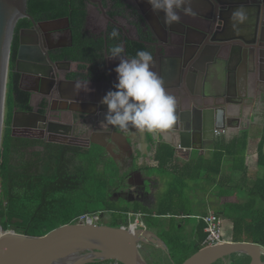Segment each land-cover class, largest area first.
<instances>
[{"label":"flooded vegetation","instance_id":"obj_1","mask_svg":"<svg viewBox=\"0 0 264 264\" xmlns=\"http://www.w3.org/2000/svg\"><path fill=\"white\" fill-rule=\"evenodd\" d=\"M200 1L205 5L199 6L198 0H186L184 7L189 8L191 11L185 14L181 10L180 22L168 25L164 22V14L162 12L154 13L146 0H85L87 11L85 32L91 39L90 42H93L96 46L95 50L91 51L90 49L87 51L89 54L86 55L89 60L86 66L87 75H84V70L81 67L84 62L76 60L73 54L74 43L70 24H67L69 37L65 39L56 35L57 32L48 29L47 24L53 21H35L32 17L26 18L30 20V26L22 28L19 32V48L14 72L20 75L19 87L31 94V110L25 112L16 109V123L13 125V122H11L9 128L11 137L15 140L14 162L12 163L15 172L20 177L27 176V178L30 177L35 180L41 179L45 174L52 178L55 171L60 170V165L50 159L51 147L54 144L77 149L78 151L88 148L90 142L106 143L105 139L112 138V135L101 130L98 125L96 126V120L92 122L90 128L79 125L77 130L72 131L70 128L72 117L69 113L64 116L66 126L61 127L62 130L58 129L61 130L60 134H52L51 131L56 127L53 122V114L59 104L54 103L50 96L53 92L56 94L61 93L65 78L68 79V85L70 86L64 94L71 97L78 95L81 84L85 82V79L92 80L93 78L92 81L100 82L105 76L108 78L109 74H113L112 79L118 81L114 72L119 62L108 58L110 55L109 48L115 45V39L110 38L113 29L119 31V36L122 39L121 44L124 46L127 56L133 58L139 48L136 44L148 48L149 52L152 51V47L149 46V43L152 42V34H156L157 37L158 35L160 37L164 36L163 40H166L176 33L185 32V27L182 24L200 27L196 14L201 13L212 18L214 8H210V6L212 7L210 1ZM240 8L246 11L247 18L244 23L237 24L234 27L232 13ZM224 17L230 18L226 27L233 29V35L242 37L252 43L248 46L244 44L235 45V48L241 49V59L246 63L242 68L241 75L245 74L250 85L249 90L253 89L251 91L252 95H264V0H237L236 5L231 9L228 8V11L224 13ZM66 19L56 21H65ZM21 36L25 44L23 56L27 57V61L20 67L23 73L16 71ZM247 48L249 49L247 50ZM93 52L96 53L94 56H92ZM249 53L250 56L247 62L246 56ZM66 62H71V66H66ZM73 66H76V69H73ZM93 110L95 109L93 108ZM123 130L126 131L116 127V131L121 132ZM69 134L71 136H68ZM214 134L215 132H209L207 136L211 138L214 137ZM117 141L114 146L107 144L108 151L104 149L106 157L112 160L123 175L125 174V180L121 183V188L118 191L111 192L112 201L120 207L128 206L119 205L121 201L132 205L138 203L149 210L148 203L150 204L152 201L149 196L151 192H146V188L150 186L153 190V180L151 176H144L140 169L132 168L133 154L129 148L130 146L119 139ZM45 156L47 161L44 162L43 158ZM56 166L59 167L58 170L55 169ZM82 170L83 166L79 160L64 164L65 174L76 172L80 174ZM146 202L147 205H145ZM200 213L198 217L203 218L209 212L202 209ZM218 213L221 214L222 212L218 210ZM100 215L98 225H109L112 220L111 214L100 213ZM192 216L189 212L174 215V219L182 222L184 228L181 229V226H179L173 232L167 229L160 233L157 228L151 226V223L154 222V219L159 222L161 220L165 229V223L169 219L165 220L166 217L150 211L142 216L139 215L138 218L143 221L142 226L160 237L169 250V252H166L152 242L143 244L141 252L149 264H182L198 252H193V250L200 243L205 229L204 231L198 229L202 225L200 220L191 232ZM185 222L188 223L187 226ZM170 238L176 242L179 241L178 249L171 250L170 243L172 242ZM203 248L206 247L203 246ZM184 256H187V258L183 260ZM262 260H264V257H262ZM249 261V257L245 255H233L220 259L214 264H248Z\"/></svg>","mask_w":264,"mask_h":264},{"label":"water","instance_id":"obj_2","mask_svg":"<svg viewBox=\"0 0 264 264\" xmlns=\"http://www.w3.org/2000/svg\"><path fill=\"white\" fill-rule=\"evenodd\" d=\"M209 1L212 5L210 8H214L212 18L205 14H196L200 27L182 24L185 27V32L169 37L164 45L159 46L155 42L149 43L150 47L156 48L155 52L151 51L154 57L153 65L159 55L166 56L172 52L176 58L174 60L171 58L172 66L170 67L179 76L180 82L177 88H165L166 92L175 97L177 102L176 122L171 128L162 130L178 136L179 144H173L175 147L192 148V143L207 140L209 132L230 128L235 117L229 115V107L239 105V102L229 101V99L231 90L234 91L237 88L240 90V86L243 85V79L240 76L246 63L241 59V49L235 48V45L248 46L252 43L233 35V29L226 27L230 18L224 17V13L228 11V8L234 7L237 0ZM198 5L204 6L205 4L198 0ZM27 7L28 0H0V154L3 142L11 47L18 22L21 19L31 18L27 13ZM65 21L69 25V19ZM54 22L58 21L51 23ZM20 42L16 71L23 73L20 67L27 61V57L23 56L25 44L22 36ZM123 55L125 58H129L126 52ZM249 56L250 53L246 56L247 62ZM113 60L120 63L119 59ZM66 66H71V62H66ZM221 69L222 71L226 69V74H230V72L235 74V87L225 81L221 85L226 93L221 95L207 93L210 91V76ZM152 71L156 73L154 66ZM68 82V79L65 78L61 93L53 92L50 96L54 103L59 104L53 114V122L56 127L51 133L60 134L61 127L66 126L64 116L69 113L72 117L70 125L72 131L77 130L79 125L90 128L92 122L96 120V126L98 125L101 130L112 135V138L110 135L108 136L109 143L90 142L88 148L93 143L108 151L107 144L117 143V139L129 145V136L132 129L135 128L130 126L125 129L126 131L120 132L116 131V126L101 127V122L104 119L103 112L107 111V106L102 105L101 101L109 91L116 90L114 85L118 81H114L110 74L108 78L105 76L98 82V87L105 90L102 92V97L96 99L92 97L93 92L89 94L85 88L80 89L81 91L79 90L75 97L74 95L72 97L65 95L64 92L70 86ZM88 83L93 84L92 82ZM82 85L85 86V82H82ZM16 116L15 109L13 125L16 123ZM137 132L144 142L148 134L156 133L155 130L143 133L137 130ZM138 217L139 215H135V222L122 227L83 223L67 224L40 237L17 234L14 231L7 232L0 224V264H89L96 261H112L118 264H149L141 252L143 244L152 242L166 252L169 250L165 242L156 234L143 226L138 227ZM233 255L249 257L248 264H264V260H262L264 246L249 242H225L213 248H203L182 264H214L220 259Z\"/></svg>","mask_w":264,"mask_h":264},{"label":"trees","instance_id":"obj_3","mask_svg":"<svg viewBox=\"0 0 264 264\" xmlns=\"http://www.w3.org/2000/svg\"><path fill=\"white\" fill-rule=\"evenodd\" d=\"M27 13L35 21L69 19L74 43L73 54L76 60L83 61L87 51L96 49V46L93 42H90L91 39L85 32L87 17L85 0H28ZM27 26H30V20L25 18L18 22L15 29L5 100L7 102V96L12 97L15 109L25 112L31 110V94L19 87L20 75L15 73L14 69L19 48V32ZM121 41L122 39L119 36V39H115L114 43L121 44ZM136 45L137 48L139 47L137 51H148V48L140 44ZM10 125L11 121L7 120L5 116L0 154V224L5 231L40 237L63 225L77 223L82 215L96 213L111 214L112 220L109 225L122 227L132 224L135 221V215L142 216L149 211L138 203L133 204V206L120 207L112 201L111 192L118 191L121 188L125 176L122 177L119 173L116 174V168L111 165L106 157L104 148L96 144L78 151L77 149L54 144L51 147L50 159L60 165V170L55 171L52 178H49L46 174L39 180L27 178V176L20 177L12 165L14 162L15 140L11 137ZM242 140L237 138L230 144L219 143L217 145L215 165L208 166L207 172L209 175L206 174L207 178L205 175L204 177L200 175L202 171L207 170L205 163L198 162L194 175L193 170L190 169L193 165L185 166L183 170L174 174L175 180L183 188L190 187V182H196V185H198L197 181L201 177L204 180L208 179L211 183H216V180L221 178L222 157L224 154L228 153L234 157L238 150L242 149V153L246 151L247 144H243V147L240 146ZM72 153H74V156ZM174 155V151L168 145H161L156 155L159 162L157 170L159 176L170 172L168 167L172 163ZM78 160L83 166L81 173L65 174L64 164ZM43 161H47L46 156ZM257 162L262 173H259L253 185H247L243 188L240 185L246 184L248 171L247 169H238V160H235L234 171L241 174L243 181L239 184L230 185L228 189L224 184H221L224 190L219 191L218 197L229 195L230 190L232 193L244 189L247 191V201L227 204L224 207L222 217L233 222V242H249L264 246V130L259 143ZM55 169L58 170L59 167L56 166ZM227 180L228 182H234L238 179L232 176ZM171 193H169V197L170 200H173ZM171 213L174 212L164 208L157 212L159 216H168ZM217 214L221 217L220 213ZM169 221L171 223H165V225L170 226V232L178 229L181 224L174 218L169 219ZM151 226L163 227L164 224L161 220L159 222L154 219ZM205 227L202 222L201 227L198 229L204 231ZM206 237L207 234L204 232L200 243L194 247L193 252L203 248ZM170 240L172 242L170 243L171 250L178 249L179 241L176 242L171 238ZM186 258L187 256H184L183 260ZM89 264H114V262L96 261Z\"/></svg>","mask_w":264,"mask_h":264},{"label":"crops","instance_id":"obj_4","mask_svg":"<svg viewBox=\"0 0 264 264\" xmlns=\"http://www.w3.org/2000/svg\"><path fill=\"white\" fill-rule=\"evenodd\" d=\"M152 42L157 43L159 46L164 45L166 40L164 39V36L160 37V35L152 34L151 36ZM151 50L155 52L156 48L152 47ZM96 53H92V56H94ZM89 55L88 53L86 54ZM84 57L81 67L83 68L84 75H87L86 66L87 63H89V60L87 57ZM175 55L171 52L169 54H166V56L159 55L157 61L155 62V67L157 75L162 78L164 82V87L173 89L177 88L179 84V76L173 72V69L170 67L171 65V58H174ZM113 60V59H112ZM170 62V63H169ZM152 66V67H153ZM86 71V72H85ZM227 70L222 69L217 72H215L212 76H210V86L207 93H216L218 95H221L223 93H226V90L223 89L222 83L227 81L230 82V85H234L235 87V81L236 76L234 73L226 74ZM115 76H117V73L114 72ZM113 75V74H112ZM111 75V76H112ZM95 76V75H94ZM93 77V76H90ZM243 80V85L240 86V90L235 89L234 91L231 90V97L229 101H237L239 102V105L237 106H230L229 107V115H233L235 117V120L231 122V127L226 129V133L222 135H215L214 137L208 138L207 140H204L203 142H197L192 143V148H181V147H175L174 145L179 144V138L176 136V134H172L169 132H164L162 130H155V134H148V139L144 142V140L139 135V132H137V129H134L131 131V135L129 136V148L131 149V152L133 154L132 158V168H134L137 164V167L135 169H140L143 172L144 176H147L146 171H151L152 169L158 170L159 162L156 158L157 152L160 149L161 145H168L175 153L174 158L172 160V163L169 165L168 170L170 171H180L185 166L190 165H196L198 159L202 161L203 158H209L211 157L213 160V163L215 164V152L216 147L219 143H225L230 144L231 142L235 141L237 138L243 139L240 145L243 147V144H247V149L244 153H242V149L238 150L237 154L235 156H231L228 153H225L222 157V173L221 178L216 180V183H211L208 179L204 181H201V186L205 188L206 186L210 188V191L212 194L207 198V201L210 205L217 206L222 213L221 218L223 222L225 219L222 217L224 213V207L227 204L231 203H244L247 201V198H244L243 196L247 197V191L239 190L235 191L230 195L224 196L219 198L218 193L219 191L222 192L224 187L223 184L227 187H230V185L239 184L243 181L241 178V174L239 172H235V160H238V169H247L248 171V178L246 179V184H241L240 187L245 188V186H251L255 183L256 178L259 176L260 170L258 168V148L259 143L263 134L264 130V95H252L251 91L252 88L249 90V84L247 82V79L245 77V74L240 76ZM225 78V79H223ZM92 80H94L92 78ZM89 79H85V86L81 84L80 89L85 88L86 92L89 94H92L93 98H101L102 92L105 90L104 88L98 87V82L92 81ZM212 80V83H211ZM88 82H92L93 84H89ZM92 85V86H88ZM81 91V90H80ZM250 91V92H249ZM238 92L240 93L238 95ZM249 92V93H248ZM240 96V97H239ZM82 97V95H81ZM86 97V95H85ZM229 104L227 103V106ZM106 143H109V139H105ZM116 143H110L109 146H114ZM207 170H204V173L208 171V166H206ZM202 176L203 174L200 173ZM205 175V174H204ZM204 175L202 177H204ZM151 179L153 180V191L152 195L155 194V190L158 189V178H160L159 174H153L150 175ZM206 176V175H205ZM232 176H235L238 180L234 182H228L226 179L231 178ZM221 181V182H220ZM204 183V185H203ZM200 184V183H199ZM222 184V185H221ZM222 189H221V188ZM214 190V191H213ZM209 191V192H210ZM228 191V190H227ZM207 192V193H209ZM151 197V193L149 195ZM193 196H195V191ZM213 213L214 212L212 211ZM210 213V212H209ZM208 214V213H206ZM205 214V215H206ZM171 216H164L166 217L165 220H168L170 218H174V215L177 214H170ZM170 217V218H167ZM178 222V221H177ZM229 222H231L229 220ZM171 223V221L166 222ZM179 223V222H178ZM192 229L190 230L193 232L194 226L196 224L192 223ZM181 226V229L184 228V224L181 222L179 225ZM170 230L169 225H165V230ZM230 232L233 237V224L230 223ZM225 240V239H224ZM232 240H225V242H232ZM204 246V244H203Z\"/></svg>","mask_w":264,"mask_h":264},{"label":"clouds","instance_id":"obj_5","mask_svg":"<svg viewBox=\"0 0 264 264\" xmlns=\"http://www.w3.org/2000/svg\"><path fill=\"white\" fill-rule=\"evenodd\" d=\"M154 13L164 14L165 24L179 23L181 10L187 14L191 10L184 7L186 0H146ZM247 18L243 8L232 13L234 27ZM110 38L119 39V31L113 29ZM124 46L115 44L109 48V59L119 58L115 68L118 83L115 91H109L101 104L107 106L101 127L106 125L128 129L130 126L140 132L169 129L176 122L177 102L169 95L164 82L154 71V57L151 52L138 50L135 57H124Z\"/></svg>","mask_w":264,"mask_h":264},{"label":"rangeland","instance_id":"obj_6","mask_svg":"<svg viewBox=\"0 0 264 264\" xmlns=\"http://www.w3.org/2000/svg\"><path fill=\"white\" fill-rule=\"evenodd\" d=\"M47 27L50 31L53 32H57L56 35L61 36L65 39H68L69 34H68V26L67 23L65 21H58V22H54V23H49L47 24ZM73 69H76V66H73ZM5 116L7 118V120H10L11 122H13L14 120V115H15V107H14V101L13 98L10 96H7V102H5ZM108 160L110 161L111 165L115 166V164L108 158ZM198 162H204L205 163V168L206 166H214L215 164L213 163V160L211 157L209 158H203L202 161H200V159H198ZM203 163V164H204ZM136 166L134 168L137 167V164H135ZM115 172L116 174L119 173L120 176H125V174L123 175L118 168L115 166ZM196 165L191 167L190 169L193 170V175L196 171ZM183 170V169H181ZM147 176L156 174L157 171L155 169H152L151 171H146ZM178 173L176 170L175 171H170L169 173H167L166 175H161L160 178H158V189L155 190V194L152 195V187L149 186V188H146V192H151V203H148L149 206V211L151 213L153 212H158L160 211L161 208L164 209H168L172 212H174L173 214H180L181 212H189L191 213L193 216L191 218V222L194 224H198L200 222V219L198 218V216L201 214L200 211H202V209L207 210L208 212H217L218 213V208L215 205H210L207 201V198L212 194V192L210 191V188H208L207 186L205 188H203L201 186V181L205 180L204 178L201 177V179H199V181L196 182H190V187H186L183 188L182 185L180 183H178V181L175 180V176L174 174ZM203 175L208 174V172L204 173V171L201 172ZM260 173H262V171L260 170ZM202 175V176H203ZM209 175V174H208ZM121 178V177H120ZM207 178V176H206ZM200 183V184H199ZM203 183V185H204ZM150 189V190H149ZM195 191V196H193ZM210 191V192H209ZM214 191V190H213ZM174 192V193H171ZM209 192V193H207ZM169 193L172 194V198L173 200H170L169 197ZM229 195L232 193V191L230 190ZM175 194V195H174ZM244 198H246L245 196H243ZM121 206L124 205H129V206H133L132 204H127L124 201H121L120 204ZM147 205V202L146 204ZM160 208V209H159ZM225 219V221L223 222V234H224V239L225 240H232V234L230 232V223L232 222V220L227 219L225 217H223ZM229 220L231 222H229ZM135 222V221H134ZM143 221L141 219H139L138 221V227L142 226ZM186 226L188 223H186ZM233 224V222H232ZM159 230L160 233L163 232L164 227H160L157 226L155 227Z\"/></svg>","mask_w":264,"mask_h":264},{"label":"built area","instance_id":"obj_7","mask_svg":"<svg viewBox=\"0 0 264 264\" xmlns=\"http://www.w3.org/2000/svg\"><path fill=\"white\" fill-rule=\"evenodd\" d=\"M226 130L215 131L216 135L225 134ZM100 213L96 214H85L79 217L77 223L98 225L100 219ZM199 218V217H198ZM205 224V233L207 234L206 240L204 241V247L213 248L225 243L223 234V220L222 218L213 212L208 213L203 218H199ZM139 218L137 219L138 223ZM114 264H118L114 262Z\"/></svg>","mask_w":264,"mask_h":264}]
</instances>
